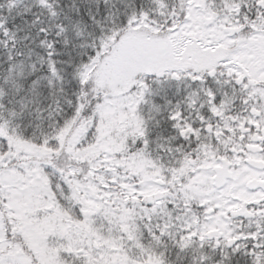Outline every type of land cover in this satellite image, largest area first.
<instances>
[{
	"label": "snow or ice",
	"instance_id": "snow-or-ice-1",
	"mask_svg": "<svg viewBox=\"0 0 264 264\" xmlns=\"http://www.w3.org/2000/svg\"><path fill=\"white\" fill-rule=\"evenodd\" d=\"M0 264H264V0H0Z\"/></svg>",
	"mask_w": 264,
	"mask_h": 264
}]
</instances>
